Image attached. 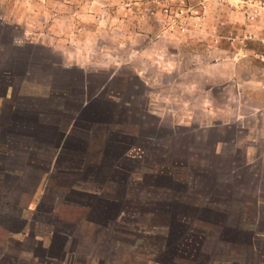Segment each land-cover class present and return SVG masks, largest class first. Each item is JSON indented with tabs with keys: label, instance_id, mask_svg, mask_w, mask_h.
I'll use <instances>...</instances> for the list:
<instances>
[{
	"label": "crops",
	"instance_id": "1",
	"mask_svg": "<svg viewBox=\"0 0 264 264\" xmlns=\"http://www.w3.org/2000/svg\"><path fill=\"white\" fill-rule=\"evenodd\" d=\"M97 2L76 16L85 44L68 26L58 27V19L74 22L71 16H53L47 28H39L37 16H0V228L18 219L26 229L28 218L47 213L72 239L86 213V234L97 236V242L86 238L96 250L86 252V261L98 262L86 264H264V221H249L242 205L214 195L206 182L171 172L176 148L158 156L147 136L156 92L167 115L178 85L189 84L184 92L195 95V104L200 98L201 55L189 50L195 44H183L195 59L186 66L182 48L172 53L163 43L174 33L160 30L152 16H131L128 7L99 11ZM147 36L156 40L135 44ZM129 50L144 63L126 62ZM92 55L98 63L91 64ZM192 72L188 82L177 80ZM192 113L200 116L202 108Z\"/></svg>",
	"mask_w": 264,
	"mask_h": 264
},
{
	"label": "rangeland",
	"instance_id": "2",
	"mask_svg": "<svg viewBox=\"0 0 264 264\" xmlns=\"http://www.w3.org/2000/svg\"><path fill=\"white\" fill-rule=\"evenodd\" d=\"M93 1L96 0H0V16L7 13L37 16L39 28L51 27V20L56 16H71L74 22L67 25L58 19V27L68 26L69 32L76 37L74 40L83 43L85 40L80 32L84 28L76 16H86L89 2ZM98 1L94 5L98 8H94L99 11L107 8L127 11L128 7L132 9L131 16H152L160 30L170 26L175 30L185 29L183 35L177 30L174 34L169 31L173 35L165 36L163 43L172 53L177 47L182 48L185 54L179 58L186 66L195 59L187 57L191 52H185L183 44L193 41L196 45L189 50L201 55L196 56L200 57L199 64L203 66L196 80L200 98L195 104V95L184 92L189 84L178 85L179 88L171 89L167 106L171 108V114L167 115L158 109L162 106V99H159L162 94L154 92L155 96L160 95L154 102L158 111L148 119L154 130L147 136L158 156L176 148L170 153L171 172H187L189 181L193 179L194 184L206 182L208 188L216 189L214 195L226 200L231 197L236 208L242 205L249 221L256 217L264 221V207L261 208L264 206V0H116L117 4L113 0ZM254 15L252 21L247 18ZM167 16H171L169 22L165 21ZM118 21L115 24L121 28L122 22ZM148 21H145L146 27L151 20ZM32 27L36 28L35 25ZM104 28L101 23V29ZM79 33L81 35L77 37ZM248 35L250 39H247ZM96 36L99 42L100 36ZM149 36L136 39L135 44L146 45L147 40H156ZM108 37L111 44L113 36ZM124 42L130 40L124 39ZM80 52L76 51V55L84 57ZM132 54L130 50L124 53L126 62L139 60L144 63L145 57L133 58ZM96 63L98 58L95 56L91 64ZM181 76L177 79L180 83L188 82L194 73ZM226 76L229 77L224 79ZM183 108L187 110L184 117L172 115ZM199 108H202V115L194 117L193 110L197 112ZM211 111L216 114L210 115ZM155 128L163 130L157 133ZM9 215L18 217L12 212ZM79 215L82 225L71 230L72 239L67 236L70 230L54 223L47 213L39 212L28 218L26 229H20L18 219L11 222L9 230L0 228V264L98 263L86 261V252L96 251L95 245L88 248L91 246L86 245V238L97 242V236L94 232L86 234L83 225L86 224V213ZM104 247L102 250L110 257L112 250ZM100 263L115 264V261L101 260Z\"/></svg>",
	"mask_w": 264,
	"mask_h": 264
},
{
	"label": "built area",
	"instance_id": "3",
	"mask_svg": "<svg viewBox=\"0 0 264 264\" xmlns=\"http://www.w3.org/2000/svg\"><path fill=\"white\" fill-rule=\"evenodd\" d=\"M164 11H166L165 9H164ZM174 17H177V16H174ZM249 17V20L250 21H252L253 20V18H255L256 16L254 15V16H247V18ZM179 18L181 19L182 17L181 16H179ZM177 26V25H176ZM176 28V27H175ZM169 29V31L170 32H173V33H175V31L177 30V32H179L180 34L179 35H183L182 33H184L185 32V29H183V28H180V29H173L171 26L168 28ZM251 37L248 35L247 36V39H250ZM184 41H186V38L184 39Z\"/></svg>",
	"mask_w": 264,
	"mask_h": 264
},
{
	"label": "trees",
	"instance_id": "4",
	"mask_svg": "<svg viewBox=\"0 0 264 264\" xmlns=\"http://www.w3.org/2000/svg\"><path fill=\"white\" fill-rule=\"evenodd\" d=\"M171 171H172V169H171Z\"/></svg>",
	"mask_w": 264,
	"mask_h": 264
}]
</instances>
